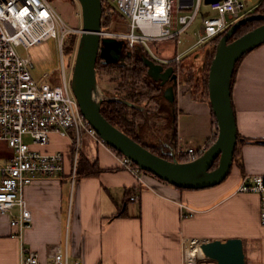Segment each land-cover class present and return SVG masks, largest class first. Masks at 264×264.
Here are the masks:
<instances>
[{
  "label": "crops",
  "instance_id": "1",
  "mask_svg": "<svg viewBox=\"0 0 264 264\" xmlns=\"http://www.w3.org/2000/svg\"><path fill=\"white\" fill-rule=\"evenodd\" d=\"M163 43L157 47L165 46ZM173 52L174 45L170 55ZM164 53H159L160 57H165ZM173 101L175 141L182 140L194 149L209 145L215 133L209 104L194 99L182 85L177 86ZM231 102L240 142V166L232 164L224 181L203 189L177 188L148 174L138 180L120 166L115 153L87 135L81 138L78 159L83 156L97 173L76 172L71 189L72 145L52 135L50 141L63 144L49 142L41 150L63 151L64 173L38 178L25 188L32 226L24 232L22 241L11 236L14 229L10 217L0 215V264H19L21 246L38 253L39 264H50L52 252L63 243L66 225L69 264H182L184 239H239L242 264H264L259 197L236 191L244 174L264 175V44L245 55L236 67ZM158 115L167 120L166 113ZM175 141L162 144L174 150ZM10 155L0 156V162ZM133 195L136 200L130 201ZM179 204L192 213L182 218ZM199 264L215 263L204 260Z\"/></svg>",
  "mask_w": 264,
  "mask_h": 264
},
{
  "label": "built area",
  "instance_id": "2",
  "mask_svg": "<svg viewBox=\"0 0 264 264\" xmlns=\"http://www.w3.org/2000/svg\"><path fill=\"white\" fill-rule=\"evenodd\" d=\"M106 2L114 5L125 20L126 30L121 33H109L101 29L100 37L118 38L127 48L141 47L155 63L172 67H179L183 56L193 49L206 44L214 46L212 41L215 38L222 36L235 21L253 14L255 9L247 8L241 0H213L207 3V8L213 14L202 18L194 33L195 42L181 53H177V45L182 43L181 37L194 24L203 4L202 0ZM71 32L76 30L69 27L49 0H0V141H4L11 150V155L0 162V215L10 217L9 224L14 229L11 236L20 241L24 232L32 226V214L24 196L25 188L38 178L59 176L65 170L63 151L41 150L49 144L52 135L66 139L72 145L69 175L71 189L75 182L79 146L83 135L91 137L97 144L112 151L82 116L71 90L63 56L60 54V66L56 69L59 71L58 80L53 79L52 73H45L35 79L30 56H21L17 52L19 47L28 50L49 38L58 41L61 52L62 43ZM168 41L173 42V56L163 58L156 55L152 47ZM24 136L31 139L30 144L23 141ZM207 147L208 145H202L199 149H194L177 139L174 155L178 161L187 162L198 157ZM112 152L117 155L123 169L138 180L142 179L144 172L131 160L118 155L116 151ZM236 191L253 193L259 197V223L264 226V175L244 174ZM134 200L135 195L130 197V201ZM178 207L182 218L192 213L184 204H179ZM201 242L198 239H184L182 264H199L200 261L206 260L197 251ZM188 245L194 246L191 252ZM38 259V253L35 251L20 247L19 264H39ZM50 259V264H69L67 225L63 243L54 249ZM72 264L82 262L75 261Z\"/></svg>",
  "mask_w": 264,
  "mask_h": 264
},
{
  "label": "water",
  "instance_id": "3",
  "mask_svg": "<svg viewBox=\"0 0 264 264\" xmlns=\"http://www.w3.org/2000/svg\"><path fill=\"white\" fill-rule=\"evenodd\" d=\"M81 10V29L77 41L70 86L82 116L96 134L117 153L127 157L140 170L183 189H203L215 186L228 176L237 143V127L231 102V83L236 64L249 52L264 44V14H249L235 21L213 46L207 75L208 104L214 118L217 135L214 141L191 161H178L172 146L170 160L158 156L110 124L101 114L103 102H119L130 108L143 107L117 96L105 95L98 85L96 61L98 56L115 61L122 41L100 37L102 0H77ZM209 3L213 0H204ZM263 23L235 37L236 30L246 23ZM150 78L164 86L163 97L175 98L176 74L172 66L164 68L147 57L142 58ZM263 143V142H262ZM216 166L213 168L214 163ZM204 258L215 264H242V243L239 239L202 241Z\"/></svg>",
  "mask_w": 264,
  "mask_h": 264
},
{
  "label": "rangeland",
  "instance_id": "4",
  "mask_svg": "<svg viewBox=\"0 0 264 264\" xmlns=\"http://www.w3.org/2000/svg\"><path fill=\"white\" fill-rule=\"evenodd\" d=\"M245 2L247 5V8L253 9L256 8L257 6L260 5L262 0H241ZM51 5L62 15L66 23L71 27L72 29H75L76 32H71L70 35H68L61 46L62 51L60 52V47L58 44V41L54 38H49L38 45H34L30 47L28 50L23 49L22 47L17 48V52L21 56L29 55L30 59L33 63V70L32 74L35 79H39L43 74L45 73H52L53 79L58 80L59 79V71L56 70L60 66V54L63 56V60L66 66V72L67 76L70 78L71 73H72V67L71 64L73 65V60L75 56V51H76V46H77V41L79 37V33L77 32L78 30L81 29V10H80V5L77 0H49ZM202 6L201 10L197 16V18L194 21V24L192 27L186 32L185 35L181 37L182 43L180 45H177L176 51L177 53H181L184 51L188 46L193 44L195 42L196 36L194 33H196L197 28L199 27L202 18L211 16L213 13L209 11L207 8V4L205 3L204 0H202ZM110 5V4H109ZM112 8L104 11L103 15V24L104 28L102 29L103 31L109 32V33H121L125 32L126 30V23L125 20L120 16V14L117 12V9L114 7V5H110ZM102 28V27H101ZM121 41L118 38H112ZM165 46L161 47L158 44L155 46L157 47L156 49L158 50L155 51L156 55L159 57L161 56L159 53L162 51H165L164 55L165 57L163 58H170L173 56V53L170 52L173 51V43L171 41L163 43ZM210 45L211 44H206L202 47L195 48L192 50V52L187 53L183 56V59L180 63L179 67L173 66L174 71L177 73V82H176V88L177 86H183L185 89L193 93L194 97L198 99H203L204 97V91L207 94V75L208 71L204 72L203 70V65L205 64L208 53H210ZM154 46V47H155ZM125 47L122 43V49L118 53V59L112 62H107L103 58L98 56V60L101 65H125L126 63L130 62V60H135L137 57L143 58L146 57L141 51L137 50H129L128 48H123ZM153 48V47H152ZM213 53H214V48ZM211 49V50H212ZM212 53V55H213ZM127 54L129 55V60L126 59ZM148 58V57H147ZM70 64V66H68ZM172 65V64H170ZM177 68V70H176ZM184 73V74H183ZM190 74L192 75V78L195 79L194 81H191V84H184V76ZM206 76V83L202 84V78L203 76ZM118 74L116 71L114 72H109L105 71L104 69L99 68L98 74H97V80H98V85L100 87V90L105 94L106 92H109L110 94H118V89H117V83L113 81L112 79L117 77ZM148 82L150 85H152L151 82L155 83L160 87V81L159 80H154L150 78L147 74ZM138 88L141 91L149 93V87H147L146 84L139 83ZM176 88L175 93H176ZM191 88V89H190ZM205 88V90H204ZM163 92H164V86L162 89L161 93V98L159 101V104H157L154 100L146 98V101L143 102L144 105H141L143 107L142 115L146 120L149 122V124H157V126H162L167 120H162L161 116L158 115V106L162 103L167 107V119L172 118V114L175 111V103L174 101L168 102L163 97ZM208 98V97H207ZM174 106V107H173ZM170 107H173V112H170ZM172 127H174L172 125ZM217 135V130L215 128V133L213 136V140L216 138ZM23 141L25 143L30 144L31 139L28 136L23 137ZM52 143H55L56 146H60L59 144H63V141H58L57 143L55 141H50ZM212 143V142H211ZM210 143V144H211ZM171 144V143H170ZM209 144V145H210ZM174 145V144H173ZM208 145V146H209ZM11 150L8 148L6 143L4 141H0V156H4V154L10 153ZM119 154V153H118ZM144 174L151 175L150 173L144 172Z\"/></svg>",
  "mask_w": 264,
  "mask_h": 264
},
{
  "label": "trees",
  "instance_id": "5",
  "mask_svg": "<svg viewBox=\"0 0 264 264\" xmlns=\"http://www.w3.org/2000/svg\"><path fill=\"white\" fill-rule=\"evenodd\" d=\"M107 7L108 9L112 8L106 2V0H102V17H101V27L102 28L101 29L104 28L103 27L104 26L103 15ZM252 13L253 14H256V13L264 14V0H262L260 5L257 6L253 10ZM261 23H263V21H252L244 25H241L236 30L234 38L239 37L240 35L253 29L254 27L258 26ZM220 38L221 36L215 38L212 41V45H215ZM128 49L129 50L134 49L137 51H141L146 57L151 59L148 53L141 47H134V48H128ZM212 53H213V49L210 50V53H208L207 60L205 64L203 65L204 72L208 71L209 64L212 58ZM127 60H129V57L126 59V62ZM239 62L236 64L235 69L238 66ZM95 67H96V74H98L99 68L104 69L105 71H109V72L116 71L118 74L117 77L112 79L113 81L117 83V89L119 91L118 94H110L109 92H106L107 95L117 96V97L123 98L129 102H132L140 106L144 105L143 102L146 101V98L152 99V101L154 100L157 104H159L163 87L162 86L159 87L153 82H151L152 85L149 84L148 78H147V66L143 63L140 57L139 58L137 57L135 60H130V62L126 63L125 65H121V66L120 65L118 66L101 65L97 58ZM235 69L233 72L232 81H233ZM191 81L195 82V79L192 78V75L187 74L184 76V80H183L184 84H187V85L191 84ZM201 81H202V84L206 83L205 75L203 76ZM139 83L146 84L147 87H149L148 94L147 92L141 91L138 88ZM191 96L196 100H199V101L202 100L208 103V98H207L208 96L205 91H204L203 99L202 98L198 99L194 97L193 93H191ZM166 106L164 105V103H162V105L160 104L158 106L159 113H166L167 112ZM100 112L102 116L108 122H110V124L115 126L117 129L125 133L131 139L135 140L136 142L141 144L143 147H145L152 153L158 156L164 157L168 160L171 159L169 155V151L166 149V147L163 146L162 141H165L166 143L169 144V143H173L176 139L175 129L172 128V125H174V120L172 118L167 119V121L162 126H157V124L156 125L149 124L146 118L143 117L142 115L143 112L140 111L139 109L130 108L122 103L113 102V101L103 102L100 107ZM239 144H240L239 138H237V143H236L235 150H234L232 164H237V163H238L237 165L240 164L239 159L237 157V148ZM112 151L114 150L112 149ZM76 166H77L76 168L77 175L78 174L82 175V173H84V175H93L97 173V170L95 169V167L92 164L90 165L83 156L82 157L79 156L78 163ZM215 166H216V162L214 163L213 168Z\"/></svg>",
  "mask_w": 264,
  "mask_h": 264
},
{
  "label": "bare ground",
  "instance_id": "6",
  "mask_svg": "<svg viewBox=\"0 0 264 264\" xmlns=\"http://www.w3.org/2000/svg\"><path fill=\"white\" fill-rule=\"evenodd\" d=\"M188 247H189V252H191V249L194 247L193 245H188ZM198 251V253L200 254V256L201 257H204V255H203V253L201 252V250L199 249V250H197Z\"/></svg>",
  "mask_w": 264,
  "mask_h": 264
},
{
  "label": "flooded vegetation",
  "instance_id": "7",
  "mask_svg": "<svg viewBox=\"0 0 264 264\" xmlns=\"http://www.w3.org/2000/svg\"><path fill=\"white\" fill-rule=\"evenodd\" d=\"M123 45H124V43H123ZM125 46V45H124ZM123 48H127L126 46L125 47H123ZM127 56H128V54H127ZM118 59V58H117ZM116 59V60H117ZM106 61V60H105ZM108 62H112V60H109ZM169 65H166V66H164V68H167ZM175 73V72H174Z\"/></svg>",
  "mask_w": 264,
  "mask_h": 264
}]
</instances>
